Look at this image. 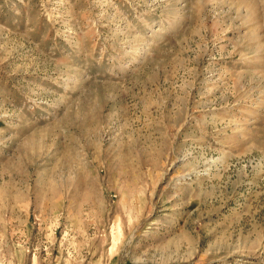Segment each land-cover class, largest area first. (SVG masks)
Returning <instances> with one entry per match:
<instances>
[{
	"label": "rangeland",
	"instance_id": "1",
	"mask_svg": "<svg viewBox=\"0 0 264 264\" xmlns=\"http://www.w3.org/2000/svg\"><path fill=\"white\" fill-rule=\"evenodd\" d=\"M0 264H264V0H0Z\"/></svg>",
	"mask_w": 264,
	"mask_h": 264
}]
</instances>
